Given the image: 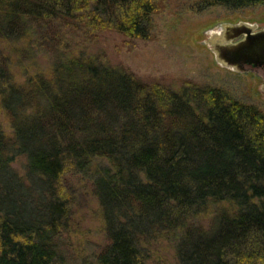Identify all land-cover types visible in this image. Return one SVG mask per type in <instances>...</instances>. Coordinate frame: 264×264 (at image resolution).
Masks as SVG:
<instances>
[{"label":"trees","instance_id":"1","mask_svg":"<svg viewBox=\"0 0 264 264\" xmlns=\"http://www.w3.org/2000/svg\"><path fill=\"white\" fill-rule=\"evenodd\" d=\"M161 0H0V41L50 60L17 83L0 48V264H67L57 238L70 204L61 179H89L108 243L93 264H147L172 242L175 264H264V112L219 88L144 83L67 41L115 31L149 40ZM264 5L199 0L198 9ZM66 48V47H65ZM26 157L20 178L11 162ZM105 158L109 166L97 161ZM216 226L198 230L210 206Z\"/></svg>","mask_w":264,"mask_h":264},{"label":"rangeland","instance_id":"2","mask_svg":"<svg viewBox=\"0 0 264 264\" xmlns=\"http://www.w3.org/2000/svg\"><path fill=\"white\" fill-rule=\"evenodd\" d=\"M199 0H161L153 16L152 37L133 39L115 31H103L95 36L86 34L67 41L63 50L107 61L122 68L144 83H157L179 91L186 83L210 86L226 91L233 99L254 105L264 112V68L245 66L235 70L219 64L212 52L214 32L223 24H257L254 31L264 29V5L232 9L211 6L198 9ZM211 29V30H210ZM210 30V31H209ZM224 30V28H223ZM0 48L9 56L11 73L17 83L36 71L47 72L50 60L28 52L24 42L0 41ZM0 131L7 139L13 137L9 118L0 99ZM109 166L105 158H98ZM11 169L20 177L26 173V157L18 155ZM63 195L70 204L68 226L57 238L60 253L67 264H93L97 254L108 243L101 209L93 195L89 179L66 173L61 179ZM226 205L210 206L198 217V230L207 232L217 224ZM147 264H175L172 242L158 239L145 247Z\"/></svg>","mask_w":264,"mask_h":264},{"label":"water","instance_id":"3","mask_svg":"<svg viewBox=\"0 0 264 264\" xmlns=\"http://www.w3.org/2000/svg\"><path fill=\"white\" fill-rule=\"evenodd\" d=\"M220 26L211 42V50L219 64L238 71L245 66L264 65V29L254 31L257 24L246 22Z\"/></svg>","mask_w":264,"mask_h":264},{"label":"flooded vegetation","instance_id":"4","mask_svg":"<svg viewBox=\"0 0 264 264\" xmlns=\"http://www.w3.org/2000/svg\"><path fill=\"white\" fill-rule=\"evenodd\" d=\"M253 66H251L252 68ZM253 68H264V65H261V66H256V67H253Z\"/></svg>","mask_w":264,"mask_h":264}]
</instances>
